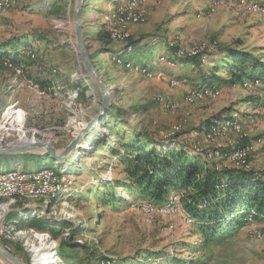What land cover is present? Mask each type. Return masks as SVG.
<instances>
[{
  "label": "rangeland",
  "instance_id": "rangeland-1",
  "mask_svg": "<svg viewBox=\"0 0 264 264\" xmlns=\"http://www.w3.org/2000/svg\"><path fill=\"white\" fill-rule=\"evenodd\" d=\"M9 1L0 7V41L19 40L8 48L12 53L21 52L17 54L22 67L10 72L0 66V144L41 140L60 149L96 114L101 100L98 87L84 74L76 49L75 0ZM84 2L79 17L83 42L109 88L112 107L74 156L60 165L49 158L0 161V169L49 167L68 178L67 192L48 204L25 198L0 201V224L17 217L16 224L23 231L17 235L13 230L7 247L23 263L34 264L42 253V242L38 243L35 234L47 233L56 242L54 254L63 264H102L101 257L111 258L113 264H139L146 258L149 261L143 264H264V218L254 220L248 215L244 224L218 241H207L193 225L196 220L186 211L181 193L170 194L168 201L174 202L172 197L177 196L173 208L136 201L128 194L125 175L112 152L136 130L150 135L162 132L164 139H170L166 136L171 131H181L171 149L198 154L203 160H212L209 162L217 164L216 168H221L220 162L213 160L224 166L264 169V105L262 110L256 101L245 102L255 96L250 90L264 87V83L247 88L240 82L226 83L221 91L210 85L211 78L203 79L213 68L222 70L219 76L234 72L233 65L229 73L223 69L224 46L249 51L264 62V14L246 11L236 0L219 4L212 0H142L139 10L144 20L126 23L127 37L113 39L116 25L112 14L122 0ZM133 24L166 41L175 39L168 43L172 53L160 43L150 54L143 50L132 62L125 61L119 51L132 38ZM199 47L207 50L201 56L206 64L202 70L183 60L187 50ZM55 76H60L58 81ZM48 77L54 79L53 85L40 87L39 81ZM171 77L176 80H169ZM195 88L206 91L187 101L186 95ZM221 108H226L219 112L222 120L236 114L239 132L229 129L227 135L210 140L203 134L205 130L199 131L201 119ZM18 114L20 124L13 125ZM221 119L213 124L223 122ZM247 143L252 149L246 165L214 151ZM12 212L15 215L10 219ZM0 264L8 263L0 259Z\"/></svg>",
  "mask_w": 264,
  "mask_h": 264
},
{
  "label": "trees",
  "instance_id": "trees-1",
  "mask_svg": "<svg viewBox=\"0 0 264 264\" xmlns=\"http://www.w3.org/2000/svg\"><path fill=\"white\" fill-rule=\"evenodd\" d=\"M158 38L153 34L129 38L119 54L125 57V61L132 62L137 54L145 49L144 47L156 43L159 41ZM17 42L19 43V40L16 41V38L0 41V66L4 70L14 72L18 66L22 67L20 62L18 63L19 50L12 53L8 48L15 43L18 45ZM105 49L110 50L108 47ZM221 51L227 55L223 69L229 73L230 66L233 65L234 72L230 74L234 80L257 77L264 81V62L258 57L254 58L251 52L235 49L232 46H224ZM18 53L21 54L20 51ZM30 54L34 55L32 50ZM183 60H187L197 70H202L206 65L198 57ZM221 71L219 68H213L212 74L203 79L219 78L218 72ZM53 81L54 79L50 77L43 79L39 81L40 87L44 88L43 83L51 86ZM222 114L210 116L202 122L200 128L203 127L205 131L210 129L213 123L223 117ZM143 131H134L127 140L112 150L121 165V172L125 175L124 181L128 183L124 190L136 198V201L147 200L162 206L167 203L170 194L181 193L186 211L196 220L193 225L199 228L207 241L212 242L218 241L233 229L240 227L247 221L248 215L254 220L264 218V169L258 172L235 167L216 168L217 164L203 160L198 154L195 156L188 151L170 148L173 139L181 131L175 133L169 140L162 138V132L150 135ZM192 153L196 154L193 151ZM16 158L29 161L48 159V156L25 152L2 155L0 161ZM122 201L125 202V198ZM14 215V212L10 213L9 218H13ZM34 219L45 223L39 218ZM30 221L32 225L43 227L36 221ZM10 252L13 253V250ZM97 258L95 256L94 261ZM148 261L149 258H146L139 264Z\"/></svg>",
  "mask_w": 264,
  "mask_h": 264
},
{
  "label": "bare ground",
  "instance_id": "bare-ground-1",
  "mask_svg": "<svg viewBox=\"0 0 264 264\" xmlns=\"http://www.w3.org/2000/svg\"><path fill=\"white\" fill-rule=\"evenodd\" d=\"M141 1L142 0H122V2L118 6H116L115 11L112 14V19H113L114 24L116 25V29L114 33H111L113 37L109 35V38L111 37L113 39L114 38L125 39L127 37V33L125 32V29H124L125 24L128 22L137 23V22L144 20L143 11L139 10ZM212 1L214 2V4H219L226 0H212ZM9 3H10L9 0H0V7H3ZM236 3H238L246 11H250V12H254L258 14H264V4L260 0H236ZM206 52H207L206 47L204 48L199 47V48H194V49L192 48L191 50L186 51V53L188 54L186 57L187 58L198 57V58H201L200 60L202 61L201 56L205 55ZM180 53L183 54L182 52ZM127 63L130 64L129 62ZM261 82L264 83L262 79L256 77V78H252L249 80H242L241 85L243 86V88H247V87L259 85ZM199 89L197 88L193 89V94L191 91H189L185 99L191 102L194 99L201 97L202 93L206 90L205 88H199ZM9 112L13 113V109L11 108ZM232 115H229V117H226L223 120H221L223 122L219 124H214L210 129L204 131L203 134L207 136V138H209L210 140H213L215 136L223 137L227 135V132L229 129H233L239 132L238 123L235 119L236 114H234L233 116ZM10 116H12V114H10ZM19 118H20L19 114L17 117L14 116L15 123L13 122L12 124L13 125H17V123L20 124L19 123L20 121L18 122ZM174 135L175 133L171 131V135L166 136V137L171 138ZM164 140H169V139H164ZM6 144H14V143H1L0 145H6ZM89 147L87 146L85 148L88 149ZM251 149H252V145L250 143H247V144L240 145L238 147L230 146L229 149L217 147L214 151H216L215 152L216 154L220 156H224L231 161H234L241 165H246L248 163V154ZM213 161H219L222 167H234V166H224L220 160H213ZM235 168H239V167H235ZM240 169H243V168H240ZM37 173L46 174L47 176L57 177L55 189H47V193H41L37 191L8 190L0 194V201H4V200L12 201L17 198H25V199H32V200H41L45 204H48L53 199L57 200V198H59L63 194L64 191L65 193L67 192L66 190L67 184L65 183V181L68 178L65 174H61L56 169L49 168V167H44L36 171H24L18 168L0 169V176L18 175V176H23V177H30V175L37 174ZM172 199L174 202L170 200L162 206H164V208H173L175 201H177V196L176 195L173 196ZM19 219L20 218L17 219V217H15L11 223H7L6 225H1L2 242L3 244H6V246L13 238V232H12L13 230H17V232H15V234L17 235H21L23 233V231L19 229L18 225L16 224L19 221ZM35 237L37 238L38 243L42 242L41 244L42 253L39 252L38 258L34 260V264H63L60 261L59 257L56 254H54L55 241L50 238L49 234L47 233H42L39 235L35 234ZM31 242L33 244L35 243L34 240H32ZM36 250H39V248L37 247ZM100 260H101V263L105 262V264H113V260L111 258L103 257Z\"/></svg>",
  "mask_w": 264,
  "mask_h": 264
},
{
  "label": "water",
  "instance_id": "water-1",
  "mask_svg": "<svg viewBox=\"0 0 264 264\" xmlns=\"http://www.w3.org/2000/svg\"><path fill=\"white\" fill-rule=\"evenodd\" d=\"M85 0H75V6L72 13L73 24L75 28L76 49L83 65L85 76L90 77L91 80L98 87L100 93V105L96 114L77 132L76 136L64 147L58 149L48 142L41 140L20 141L14 144L0 145V156L15 155L25 152H32L36 154H45L50 160L59 165L64 161H68L83 145V140L91 131H94L98 124L102 121L108 110L112 107V98L106 83L98 74L91 58L89 57L85 48L80 26L79 17L81 15ZM210 161V160H208ZM220 165V164H219ZM221 168H229L222 167ZM0 259L6 261L8 264H25L13 253L6 250L0 245Z\"/></svg>",
  "mask_w": 264,
  "mask_h": 264
},
{
  "label": "built area",
  "instance_id": "built-area-1",
  "mask_svg": "<svg viewBox=\"0 0 264 264\" xmlns=\"http://www.w3.org/2000/svg\"><path fill=\"white\" fill-rule=\"evenodd\" d=\"M191 92L193 94V90H191ZM56 178L57 177L47 176L46 174H38V173L30 175V177H23L18 175L0 176V194L8 190L37 191L41 193H47V189H55ZM145 208L148 209L151 207H145ZM0 245H2L6 250L10 251V249L6 246V244H3L2 242L1 224H0ZM102 264H105V262Z\"/></svg>",
  "mask_w": 264,
  "mask_h": 264
},
{
  "label": "crops",
  "instance_id": "crops-1",
  "mask_svg": "<svg viewBox=\"0 0 264 264\" xmlns=\"http://www.w3.org/2000/svg\"><path fill=\"white\" fill-rule=\"evenodd\" d=\"M151 10V9H150ZM150 10H149V12H150ZM139 24H133L131 27H130V31H131V37L132 38H138V37H140V36H143V35H145V34H147V33H149V32H151V31H145L144 29H141L139 26H138ZM143 30H144V32H143ZM157 37H161V36H157ZM158 38V40L159 41H157L156 43H150V45L149 46H147V47H144L145 49H143V50H145V51H147V53L148 54H150L151 53V50H152V47L153 46H156L157 44H160V43H165V45H166V47H167V49L172 53V50L169 48V46H168V43L169 42H171V41H174V40H169V41H166L165 39H163V38H160L159 39ZM153 44V45H152ZM149 58V57H148ZM213 62H211L210 64H212ZM209 64V65H210ZM163 66H164V64H162ZM143 66H145V65H143ZM166 66V65H165ZM147 68H149V66H146ZM154 67V66H153ZM168 67V66H167ZM219 75V74H218ZM59 77L60 76H55L54 77V79L55 80H59ZM171 79H175V77H171L169 80H171ZM220 79V80H219ZM219 79L218 78H211V80H210V84L212 85V86H214V87H218V88H220L221 89V91L224 89V87H225V85L224 84H231V83H234V82H240L239 84H241V81L243 80V79H245L244 77L242 78V79H238V80H234L231 76H229V77H227V76H219ZM176 80V79H175ZM225 82V83H224ZM251 92L250 93H252V94H254L255 96H254V98H248L245 102L247 103V104H251V102L253 101H256L257 102V104H258V106L260 107V109H262L263 110V105H264V87H259V88H255V89H252V90H250ZM256 99V100H255ZM224 107H226V105L225 106H223V108ZM226 110V108L225 109H218V110H214L212 113H210V115H208V116H206V117H203L202 119H201V121L203 122V121H205L207 118H209L210 116H213V115H216V114H218L219 112H223V111H225ZM221 116H223V114L221 115ZM204 130V128L202 127V128H200L199 129V131H201L200 133H202V131ZM88 139V138H87ZM86 142V141H85ZM87 143V142H86Z\"/></svg>",
  "mask_w": 264,
  "mask_h": 264
}]
</instances>
